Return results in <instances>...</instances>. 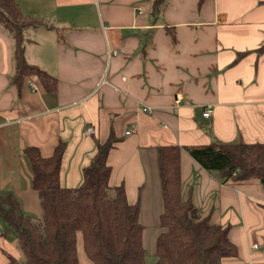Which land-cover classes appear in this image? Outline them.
Segmentation results:
<instances>
[{
    "label": "crops",
    "instance_id": "0c3cea01",
    "mask_svg": "<svg viewBox=\"0 0 264 264\" xmlns=\"http://www.w3.org/2000/svg\"><path fill=\"white\" fill-rule=\"evenodd\" d=\"M152 2L17 0L36 21L24 31L23 58L52 81L13 82V40L0 27V197L39 215L25 150L49 158L61 145L59 183L76 188L97 146L113 138L108 184L124 186L144 234L154 233L159 146L264 143V0H166L159 11ZM180 178L182 197L229 227L237 252L222 264H264V186L223 183L185 151ZM12 240L2 232L0 264L19 258Z\"/></svg>",
    "mask_w": 264,
    "mask_h": 264
},
{
    "label": "trees",
    "instance_id": "16d2710c",
    "mask_svg": "<svg viewBox=\"0 0 264 264\" xmlns=\"http://www.w3.org/2000/svg\"><path fill=\"white\" fill-rule=\"evenodd\" d=\"M152 1L156 11L166 3ZM35 24L20 11L17 0H0V27L13 40L15 84L31 75L47 84L52 81L23 58L24 31ZM257 51L263 52L264 44ZM113 143L114 139L109 138L97 146L76 188H64L59 183L61 145L49 158H42L35 148L25 150L40 214H25L9 194L0 197V220L13 232L19 253L18 259L9 258L7 264H80L79 244L90 264H145L144 227L138 203L127 202L122 184H108L110 167L106 158ZM182 151L205 171L218 174L223 183L256 181L264 186V143L212 140L202 146L157 149L162 212L154 244L156 264H222L224 258H233L237 252L228 239L229 227L203 216L191 195L182 197Z\"/></svg>",
    "mask_w": 264,
    "mask_h": 264
},
{
    "label": "rangeland",
    "instance_id": "374dc122",
    "mask_svg": "<svg viewBox=\"0 0 264 264\" xmlns=\"http://www.w3.org/2000/svg\"><path fill=\"white\" fill-rule=\"evenodd\" d=\"M29 215L34 216V217L39 216V215H34V214H29ZM0 230H1V232L8 233V234H10L13 237L12 243L14 245L15 239H14V234L11 231V229H9V227L6 226L3 229H2V227H0ZM158 233H159V228H158L157 232H154V233L146 232L144 234L143 246H144V250H145V255H144V263L145 264H156V257L154 255V244H155V239H156V236L158 235ZM78 254H79V262H80V264H90L85 259L84 255L82 253L80 244H79Z\"/></svg>",
    "mask_w": 264,
    "mask_h": 264
},
{
    "label": "built area",
    "instance_id": "2783aa9c",
    "mask_svg": "<svg viewBox=\"0 0 264 264\" xmlns=\"http://www.w3.org/2000/svg\"><path fill=\"white\" fill-rule=\"evenodd\" d=\"M112 54L115 55L116 52H112ZM179 99H180V98L177 96V98H175V103H179ZM144 111H149V109H145ZM211 113H212V110H211V108H209V106H208V107H206L205 110L203 111L202 116H203L204 118H209L210 115H211ZM84 134H85V136H91V135L94 134V130L91 129V128H87V129L85 130ZM127 134H128V132H127ZM0 236H2V232H1V230H0ZM252 248H253V249H256V248H257V245H253Z\"/></svg>",
    "mask_w": 264,
    "mask_h": 264
}]
</instances>
